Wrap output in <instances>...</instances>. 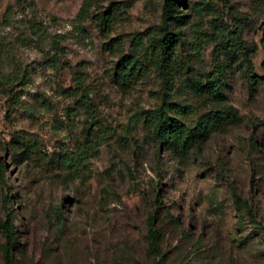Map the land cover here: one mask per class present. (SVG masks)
<instances>
[{
  "label": "rangeland",
  "instance_id": "1",
  "mask_svg": "<svg viewBox=\"0 0 264 264\" xmlns=\"http://www.w3.org/2000/svg\"><path fill=\"white\" fill-rule=\"evenodd\" d=\"M162 1L0 0V221L14 264H264V85L236 52L262 76L264 0H176L171 115L192 126L209 110L199 88L216 64L235 110L184 154L136 119L159 104L160 76H116L123 57L151 62ZM90 115L101 144L68 176L56 159ZM6 242L0 227V264Z\"/></svg>",
  "mask_w": 264,
  "mask_h": 264
},
{
  "label": "trees",
  "instance_id": "2",
  "mask_svg": "<svg viewBox=\"0 0 264 264\" xmlns=\"http://www.w3.org/2000/svg\"><path fill=\"white\" fill-rule=\"evenodd\" d=\"M176 0H163L161 8V22L158 28V37L148 39L147 47L152 52V59L149 65H144L137 59L123 57L116 65V76L119 78L129 77L131 75H143L148 72V66L156 72L161 79V93L158 96L159 104L153 108L139 111L136 119L143 118L152 130L153 138L158 145L171 144L172 149L178 154H184L195 142L206 137L208 132L216 127L219 122L227 121L235 116V110L224 105L222 101V70L216 64L217 69L205 75V83L199 88V92L205 96L208 101L209 110L200 116L192 126H186L171 115L175 105L171 102L169 94L171 90V77L168 72V61L171 51V45L176 41V35L171 33L168 23L173 18ZM85 4L76 15V22L81 25L86 17ZM101 29H105L106 21L98 19ZM221 38L227 33L222 32ZM139 42V41H138ZM236 52L241 54L247 66V81L249 85L255 86L259 81L264 85V59L262 62L263 74L261 77L252 75V64L249 62L246 52L239 48ZM87 104L85 100H81ZM87 108H89L87 106ZM90 122L83 128V138L73 151H65L58 155V166L73 176V170H78V166L92 154L101 144V138L104 135L103 128L95 120L93 115L89 116ZM234 205L238 212L242 209V201L234 190L231 191ZM158 203H156L157 205ZM155 212L149 215L146 221L147 237L152 249L157 247V234L155 233ZM0 227L3 229L7 242L3 247V264H14L10 254V247L15 242L14 232L11 224L7 221H0ZM151 264H156L152 262Z\"/></svg>",
  "mask_w": 264,
  "mask_h": 264
}]
</instances>
